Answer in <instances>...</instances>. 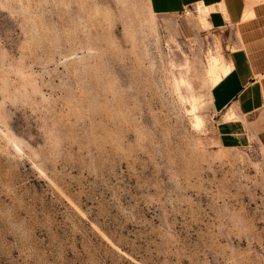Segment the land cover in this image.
<instances>
[{
    "label": "rangeland",
    "instance_id": "1",
    "mask_svg": "<svg viewBox=\"0 0 264 264\" xmlns=\"http://www.w3.org/2000/svg\"><path fill=\"white\" fill-rule=\"evenodd\" d=\"M234 35L195 6L0 0V264H264V133L221 146L210 102Z\"/></svg>",
    "mask_w": 264,
    "mask_h": 264
},
{
    "label": "crops",
    "instance_id": "2",
    "mask_svg": "<svg viewBox=\"0 0 264 264\" xmlns=\"http://www.w3.org/2000/svg\"><path fill=\"white\" fill-rule=\"evenodd\" d=\"M148 4L155 14L207 6L209 28L234 30L233 48L225 57L230 69L211 88L210 102L217 116L218 143L225 148L251 144L264 133V2L251 5L248 0H148ZM248 10L252 15L245 19Z\"/></svg>",
    "mask_w": 264,
    "mask_h": 264
},
{
    "label": "bare ground",
    "instance_id": "3",
    "mask_svg": "<svg viewBox=\"0 0 264 264\" xmlns=\"http://www.w3.org/2000/svg\"><path fill=\"white\" fill-rule=\"evenodd\" d=\"M198 7H199V16H200L201 22L204 25H209L210 23H208L207 21V14L209 11V7L207 6L206 7L198 6ZM251 15H252V11L248 10L245 12L244 18L245 19L249 18ZM219 60H220L219 57L211 56V58L209 59L208 66H207L208 78L211 81L212 87L222 78L223 75L226 74V71H224L223 66H221ZM193 109H194V106L192 107V110ZM226 118H228V116ZM199 123H200V119L197 118V124Z\"/></svg>",
    "mask_w": 264,
    "mask_h": 264
}]
</instances>
